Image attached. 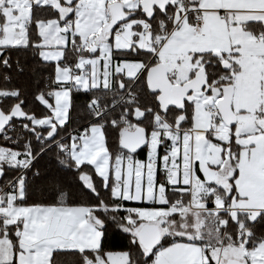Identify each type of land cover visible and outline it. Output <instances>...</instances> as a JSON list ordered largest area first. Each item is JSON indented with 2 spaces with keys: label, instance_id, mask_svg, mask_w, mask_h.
Masks as SVG:
<instances>
[{
  "label": "snow or ice",
  "instance_id": "6c2138e0",
  "mask_svg": "<svg viewBox=\"0 0 264 264\" xmlns=\"http://www.w3.org/2000/svg\"><path fill=\"white\" fill-rule=\"evenodd\" d=\"M43 8L53 15L34 13ZM29 47L55 62V88L36 97L42 116L24 109L19 89H0V104L15 101L0 107V137L20 144L8 134L19 120L40 145H0V178L18 171L0 188V264H53L57 252L82 264H264V0H0V57ZM81 89L112 99L92 98L95 122L58 142ZM52 147L97 197L98 177L112 202L68 205L60 192L55 204H25L27 172ZM144 148L147 159H134ZM106 220L142 260L104 252Z\"/></svg>",
  "mask_w": 264,
  "mask_h": 264
},
{
  "label": "trees",
  "instance_id": "16d2710c",
  "mask_svg": "<svg viewBox=\"0 0 264 264\" xmlns=\"http://www.w3.org/2000/svg\"><path fill=\"white\" fill-rule=\"evenodd\" d=\"M34 13L41 18L51 17V15H53L48 8L34 9ZM33 39H35L34 36ZM3 58H7L12 67L8 69L0 65V89H19L22 94L21 98L25 102L23 107L26 111L35 113L37 116L47 114L48 110L36 99V97L40 92H47L50 88H55V85L52 84L55 63L43 62L42 59L36 55V50L31 47L5 49L3 50V56L0 57V59ZM17 61L19 62V67L23 68V72L17 70ZM5 75L11 77L10 82L4 80ZM94 97L101 98V103L104 104L112 99V93H105L98 90H92L89 92L82 89L73 91L70 119L60 131L57 140L63 138V142L68 143L69 141L67 137H70L68 135L70 131H73L74 134H76L83 128L87 127L90 123L95 122L88 108L89 101ZM14 102L13 99L4 100L3 104H0V107L7 109ZM141 103L151 106V98L147 95H142ZM120 111L121 109L118 107L114 112L110 113V115L115 118ZM13 123L16 125V130L14 132H9L13 137L18 134L23 138L32 140L34 149L40 147L31 133L25 132L19 127L21 121L14 120ZM23 123H28V121H23ZM38 131L44 130L38 129ZM106 135L109 150L115 154L119 151L120 147L118 143V133L115 129L111 128V126H108L106 128ZM23 138L20 141L21 143L17 145L8 143L0 137V145L22 150L24 142ZM146 153L147 148H144L138 150L135 155L144 158ZM60 159H63V156L59 153L58 149L52 147L51 150L39 156L38 159L34 161L32 170L27 172L25 204H55L60 199V192L66 194L65 202L68 205H96L101 200L112 202L110 193L102 187L98 177H94V179L96 181L99 197L87 190L86 187L82 186L76 178L77 174L75 171L64 169L59 164ZM37 170L40 175L34 176L33 172ZM85 170L89 172L91 171V169ZM17 174V170L5 167V175L3 178H0V185L8 182ZM136 205L137 204L133 202H125V206L128 208ZM120 215H124V213H120ZM105 224L107 230L103 241L104 252L129 251L134 259L142 260L136 246L130 243V234L116 230L107 220L105 221ZM256 231L258 234H264V225H257ZM53 264H82V261L78 253L57 252L53 254Z\"/></svg>",
  "mask_w": 264,
  "mask_h": 264
},
{
  "label": "crops",
  "instance_id": "0c3cea01",
  "mask_svg": "<svg viewBox=\"0 0 264 264\" xmlns=\"http://www.w3.org/2000/svg\"><path fill=\"white\" fill-rule=\"evenodd\" d=\"M69 119H70V112H69ZM134 159L146 160L147 159V153H146V156L144 158H141V157L135 155ZM129 202L136 203L137 205L133 206V207H140V208H150V207H158L159 206V205L151 204V203H148V202H135V201H129ZM133 207H129V208H133ZM169 239H171V238H169ZM109 252H121V251H109Z\"/></svg>",
  "mask_w": 264,
  "mask_h": 264
},
{
  "label": "built area",
  "instance_id": "2783aa9c",
  "mask_svg": "<svg viewBox=\"0 0 264 264\" xmlns=\"http://www.w3.org/2000/svg\"><path fill=\"white\" fill-rule=\"evenodd\" d=\"M53 89H54V88H50L49 91H51V90H53ZM8 134L11 135V136H13L11 133H8ZM17 135H18V134H17ZM17 135H16V136H17ZM68 135H69V136L74 135V132H73V131H70V133H69ZM62 139H63V138H61V139H59V140H57V141L59 142V141H61ZM17 175H18V174H17ZM17 175H16V176H17ZM0 188H4V190L7 191V182L4 183L3 185H0Z\"/></svg>",
  "mask_w": 264,
  "mask_h": 264
},
{
  "label": "rangeland",
  "instance_id": "374dc122",
  "mask_svg": "<svg viewBox=\"0 0 264 264\" xmlns=\"http://www.w3.org/2000/svg\"><path fill=\"white\" fill-rule=\"evenodd\" d=\"M21 143V142H20Z\"/></svg>",
  "mask_w": 264,
  "mask_h": 264
}]
</instances>
